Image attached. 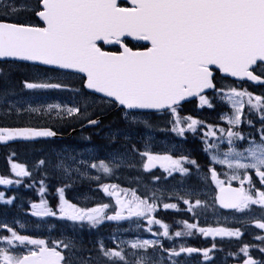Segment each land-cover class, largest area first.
I'll list each match as a JSON object with an SVG mask.
<instances>
[{"label":"snow or ice","instance_id":"6c2138e0","mask_svg":"<svg viewBox=\"0 0 264 264\" xmlns=\"http://www.w3.org/2000/svg\"><path fill=\"white\" fill-rule=\"evenodd\" d=\"M20 62L45 66V71L60 76L75 77L78 86L68 90L81 97L79 103L71 105L48 104L23 110L30 114H43L68 126L79 123L82 128L100 127L101 115L115 114L116 120L106 125L110 131L105 136L113 144L120 139L130 142V133L139 126L151 128L149 117L154 113H168L170 131L179 137L186 132L203 131V150L208 154L209 164L200 179L210 180L213 187L206 194L207 199H202L199 192L188 191L177 193V203H172L163 202L151 188L141 196L135 189L103 183L100 175L92 176L99 190L114 201L113 211L110 203L87 207L70 202L65 196L70 185L55 189L57 201L51 207L43 198L46 189L41 179L38 190L41 199L30 204L31 216L56 217L71 222L74 229L85 226L97 229L105 221L134 217L136 227L143 221L144 231L154 238L119 243L113 239L114 247L97 241L89 249L74 237L38 238L21 234L18 228L23 225L18 222L14 228L0 221V264H183L182 254L192 253H199L212 264L215 242L207 248L184 244L167 247L161 238L173 241V237L197 233L204 237L240 239L241 229L200 227L184 219L176 221L182 227L173 232L169 224L154 216L158 207L179 211L178 204L182 203V210L192 217L215 211V206L240 214L251 212L256 206L264 213V94L254 95L231 84H218L235 78L264 86V0H0V77L7 81L10 70ZM23 87L64 89L67 85L25 80ZM209 89L232 109L231 115L220 116L227 128L179 115L182 102L190 97L198 100V106L212 108L205 95ZM245 102L249 112L260 117L258 129L243 114ZM11 108L9 105V113ZM16 111L19 115L21 110ZM243 123L255 129L258 139L253 134H249V139L240 131ZM57 134L52 126L0 127V142L50 139ZM217 139L227 142L223 153L215 143ZM236 141L242 144L246 141V146L237 148ZM130 151L138 150L132 144ZM139 156L145 172L159 165L167 176L179 173L182 178L190 177L193 168L197 174L201 173L197 160L183 153L154 154L144 150L139 151ZM9 163L16 177H31L24 165L11 160ZM45 163L41 159L38 166ZM49 163L54 172L65 176L86 175V170L92 169L110 177L125 161L116 155L110 159L96 156L81 159L79 154L60 152ZM215 165L225 171L221 173ZM81 168L85 171L81 172ZM152 179L158 181L159 177L153 175ZM233 182L238 186H233ZM13 183L21 181L0 177V185ZM13 199L0 192V203L12 204ZM251 224L264 232V214L252 218ZM153 225L158 226L156 231ZM254 239L259 241L260 259H255L250 251L257 245L242 243L238 252L229 253L237 264H264V235H256Z\"/></svg>","mask_w":264,"mask_h":264},{"label":"flooded vegetation","instance_id":"af4514ba","mask_svg":"<svg viewBox=\"0 0 264 264\" xmlns=\"http://www.w3.org/2000/svg\"><path fill=\"white\" fill-rule=\"evenodd\" d=\"M198 100L192 103L190 108H195L196 111L192 113L193 118H197V115L201 116L202 108L206 106H198ZM159 114H153L151 118L160 119ZM226 127L228 125L223 122ZM206 131V129H205ZM130 135V142L127 144V148H131L132 146V138L135 135ZM196 134H199L200 137H197ZM161 138L166 139V143H168L169 139L165 136H160ZM203 138V131L193 132H186L184 137L175 138L177 141H181L178 145V149L174 150L175 155H179L181 153L188 155L191 159L197 160V162L201 165V172L200 174H195L194 168L192 169V175L190 177H181L179 173H173L171 176H167L163 171L160 172L161 168L157 172L155 176L159 177L158 181H153L152 176L147 174H142L140 169L141 167V158L139 156V151H144L143 142L141 143V139L138 142V151L136 153H131L133 156L132 158L135 159L138 163L136 167H130L127 169V175L124 178V188L128 189H135L138 195L143 196L146 193L148 188H151L152 191L156 192L157 197L162 199L163 202H172L177 203L176 194H185L188 191H191L193 194L199 192L202 199H207V193H209L211 186V181L208 180L207 182L200 179V175L206 173L207 167L209 164V158L207 153L203 150L204 145L202 143ZM210 139V138H209ZM169 144V143H168ZM198 148L200 153H198ZM168 148L164 146L163 143L154 145L153 149L150 150L154 154H164L168 153ZM172 153V152H171ZM163 170V169H162ZM221 178L224 177L221 175ZM118 179V178H113ZM77 182V181H76ZM236 185V183H233ZM122 187V186H121ZM214 194V193H213ZM79 195V194H78ZM111 197H109V202L103 201L94 194L93 202L96 203H110L111 204ZM114 204V201H112ZM182 203L178 204V208L181 210H165L162 207H158L157 212L154 213V216L158 219H161L164 223H167L171 226V230L174 232L179 230L182 225H177L176 221H181L184 219L189 220V222L197 223L200 227H229V228H240L242 232V237L237 239L235 237H204L197 233H194L190 237H182L176 238L173 237V241H168L164 238L162 242L167 247H179L180 244H184L186 246L195 247V248H207L210 247L213 242L216 243V249L211 253L212 255V264H225L223 259H231L230 264H237L236 258L229 255L232 252H238V249L242 243H251L257 245L256 248L251 249V254L255 259H260V254L258 253L259 241H256L254 237L256 235H264V232L261 230L256 229L254 225L251 224V217L256 216L259 218L262 214L256 206H253V211L246 212L244 214L236 213L234 210H224L220 209L218 206H215V211H208V212H201L198 217H192L191 213H187L183 211L184 208ZM114 211V208H112ZM136 218H132L131 220H121V221H105L104 224L94 231L85 230L82 233H78L75 235L73 232H68L66 237H76L78 239H83L82 241H87L89 245H96L97 241L103 242L106 246L114 247L115 245L112 244L113 239L116 240L117 237H122L124 240H132V239H153L154 237L151 235L150 232L144 231V222H140V227H136ZM240 221H243L241 223ZM119 228H126L127 234H115V230ZM158 226L153 225V231H156ZM180 259H191V264H209L203 260V257L199 253H192L189 255H184L180 257Z\"/></svg>","mask_w":264,"mask_h":264},{"label":"trees","instance_id":"16d2710c","mask_svg":"<svg viewBox=\"0 0 264 264\" xmlns=\"http://www.w3.org/2000/svg\"><path fill=\"white\" fill-rule=\"evenodd\" d=\"M39 72H47L44 68L40 67H33L29 64L25 63H19L16 67L10 70V75L5 81L2 77H0V104L10 98L20 97L24 95H28L30 93L35 92L37 89H25L23 87V82L25 80H28L30 82H40L35 76ZM229 81V80H227ZM44 82H52V83H62L64 85H67V88L64 89H45L46 92L50 93L53 96H61L63 94H75L74 92L68 90L70 88L77 87L76 78L73 76H65L62 78H53L46 80ZM232 82V81H229ZM230 84V83H228ZM232 85V83H231ZM233 86V85H232ZM248 89V87H247ZM248 91L256 93V94H264L262 91H256V89H248ZM5 92L8 93L7 96H5ZM75 96L78 98L79 102L81 100V97L79 95ZM191 103V102H190ZM189 105V103H188ZM91 110V109H90ZM193 110V108H189L187 105L183 107L182 112L190 113ZM104 116L101 120V126L100 127H92L87 130H83L81 133L74 134L70 139L69 142H74L80 145H96L101 146L103 148L112 149L115 146H117L118 142L121 141L118 140L117 142L109 143L107 139H105L104 130L109 129L106 127L110 122H114L116 120L115 114L108 113ZM92 118H96L93 116ZM10 122H15L17 119L14 118V116H11V119H8L3 116L2 113H0V125L9 124ZM255 124V128L258 129L260 127L259 120L256 118L255 120H251ZM31 122H36V124H45V125H52V127L55 128L56 131H59L61 133H65L73 128H75L79 123H73L71 126L61 124L59 120L56 121H47V118L39 119V118H33L31 119ZM123 127L122 124H113V127ZM241 130L243 133H245L248 138H251V135L253 134L258 139L259 134L255 132V129L249 126L247 123H243L241 126ZM240 130V131H241ZM85 137H88V139H85ZM56 144L55 141H48V140H40V141H34V142H28V143H10V144H1L0 143V177H7L12 178L14 174L11 171V166L9 163V160H11L14 163L22 164L25 166V168L31 173V177H26L25 180L28 181L26 184L31 183V185L35 184L38 185L41 179L44 181V186L46 185V182L49 183L50 181H57L54 175L50 171V167L48 165V158L47 154H49V150H51L52 146ZM239 146L243 147L246 146V141L242 144L239 142ZM45 160L46 163L43 167L38 166L39 160ZM37 191V189H35ZM3 192L5 194V198L12 197L14 198V189L13 187L10 188H4ZM29 191L23 192L21 194V198H27L29 199L30 196L27 194ZM45 195V193H44ZM14 200L12 204H3L0 205V210L8 211L12 210L14 205ZM57 224L60 225V221L57 220ZM75 235H77L79 232L77 230L74 231ZM56 239H60L58 236ZM76 240H78L83 246L87 244V241H82L83 239H78V236L75 237Z\"/></svg>","mask_w":264,"mask_h":264},{"label":"rangeland","instance_id":"374dc122","mask_svg":"<svg viewBox=\"0 0 264 264\" xmlns=\"http://www.w3.org/2000/svg\"><path fill=\"white\" fill-rule=\"evenodd\" d=\"M38 79H40L42 82H44L47 79H53V78H59V77H63L60 76L57 73H45L42 72L41 74H37L36 76ZM41 83V82H40ZM75 96H68L67 98H60V97H54L52 95H50L48 92H46L45 89H37L35 92L27 95L26 97L23 98H18V99H12L7 101L6 103H3V106L0 107V112L6 116V115H14V116H19V115H23L26 117L29 116H35L34 114H30L28 112L23 111L26 108L32 107V108H38L41 106H46L48 104H73L75 103ZM247 102H245L246 104ZM9 105H12L11 108V112H8V108ZM16 109H20V114H17ZM232 112V109H231ZM228 115H231V113H229ZM41 116H44L43 114H41ZM134 133H130V135H133ZM143 142V148L146 150H152L154 145H158L157 144V137L151 133V132H145L143 133V135H141V143ZM164 143V142H162ZM170 149L173 150V145L169 147ZM220 152L223 153L224 150H226L227 148H222L221 146H219ZM60 152H65V153H70L72 155H77L79 154V158L81 159H85V158H89L90 156H96L98 158L104 159V158H111L112 155H116L121 157L125 163L118 169H120V171H124L125 169H129L130 167H136V164L138 163V161L136 160V163H134L135 159L132 158L133 156L131 155L130 148H126V147H119L116 150H108L105 149L103 147H89V148H80L77 146H68V147H59L56 150H54L53 153V159L52 161L55 160L56 154L60 153ZM131 152V153H130ZM91 162V161H90ZM137 168V167H136ZM85 170L83 168H81V172H84ZM163 170L161 169L160 172H162ZM223 171H225L223 169ZM87 174L86 175H82V174H77V173H73L71 176H65L62 172H57L62 179L65 180H78V179H82V178H91L92 176L98 175L94 170L92 169H87L86 170ZM0 186H9V185H0ZM80 198L86 200L89 195L83 194L81 196H79ZM39 203V202H38ZM31 215V214H30ZM32 218H37V217H31V216H23L20 219L19 218H5L4 216H0V221H6L8 222L11 226H14L15 224L17 225V222L19 225H23L24 228H20V231H26V229L29 230V232H37L38 236L37 237H41L39 235V232H43L44 234H46L47 236L50 235L53 226H34V227H28L26 226L28 224V221ZM252 218H256V216H252ZM20 221V222H19ZM28 227V228H27ZM123 233L127 232V229H123L122 230ZM118 232V231H116ZM125 241H129V240H125ZM183 264H191L192 260L191 259H181Z\"/></svg>","mask_w":264,"mask_h":264},{"label":"water","instance_id":"95a60500","mask_svg":"<svg viewBox=\"0 0 264 264\" xmlns=\"http://www.w3.org/2000/svg\"><path fill=\"white\" fill-rule=\"evenodd\" d=\"M25 63H28V62H25ZM43 67H45V66H43ZM230 79L235 80V78H230ZM245 81H246V80H245ZM248 82H250V81H248ZM251 83H252V82H251ZM252 84H253V83H252ZM206 91H207V90H205V92H206ZM193 98H195V97H190V98H188L186 101L191 100V99H193ZM183 102H185V101H183ZM183 102H182V103H183ZM85 124H86V123H85ZM89 127H91V126H87V127H84V128H82V127L80 126V127L77 128L76 130H72V131L70 132V134L74 133L75 131H80V130H82V129L89 128ZM54 138L61 139V138H63V136L57 134V136L54 137ZM37 139H48V138H35V139H32V140H20V139H17V140L9 141V142L33 141V140H37ZM3 143H7V142H3ZM152 169H153V168H152Z\"/></svg>","mask_w":264,"mask_h":264}]
</instances>
